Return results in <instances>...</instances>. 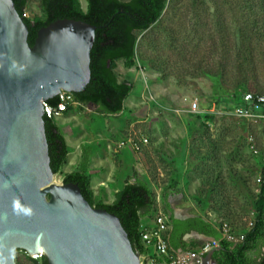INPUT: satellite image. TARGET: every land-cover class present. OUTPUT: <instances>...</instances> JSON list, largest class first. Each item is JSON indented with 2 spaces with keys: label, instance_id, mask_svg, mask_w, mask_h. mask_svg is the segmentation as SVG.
I'll use <instances>...</instances> for the list:
<instances>
[{
  "label": "rangeland",
  "instance_id": "obj_1",
  "mask_svg": "<svg viewBox=\"0 0 264 264\" xmlns=\"http://www.w3.org/2000/svg\"><path fill=\"white\" fill-rule=\"evenodd\" d=\"M80 3L86 11L88 1ZM25 13L41 16L40 0H29ZM116 73L120 81L134 86L124 114L105 115L94 106L76 103L64 115V124L63 118L59 122L71 151L78 143L81 156L68 154L57 182L64 183L68 174L80 169L87 146L98 155L89 164L98 201L112 203L104 196V179H110L113 197L135 170L146 174L158 201L170 188L167 184L177 167L167 151L186 149L193 160L187 176L189 182H197L187 190L190 198L205 200L213 211L219 197L211 189L218 186L224 206L230 205L226 216L233 228L240 233L249 229L262 166L249 149L248 136L257 138L263 154L264 124L240 122L227 110L247 91L264 93V0H168L160 20L138 35L136 65L118 61ZM196 99L205 114L190 113ZM206 155L214 161L200 159ZM210 170L216 171L214 176ZM157 206L158 212H167ZM16 257L18 264L42 262L21 250Z\"/></svg>",
  "mask_w": 264,
  "mask_h": 264
},
{
  "label": "water",
  "instance_id": "obj_2",
  "mask_svg": "<svg viewBox=\"0 0 264 264\" xmlns=\"http://www.w3.org/2000/svg\"><path fill=\"white\" fill-rule=\"evenodd\" d=\"M97 27L63 19L39 30L34 46L13 0H0V264L17 251L48 264H140L120 218L93 207L51 167L44 102L91 81ZM92 106L98 108L97 105ZM211 250L202 264H218Z\"/></svg>",
  "mask_w": 264,
  "mask_h": 264
},
{
  "label": "trees",
  "instance_id": "obj_3",
  "mask_svg": "<svg viewBox=\"0 0 264 264\" xmlns=\"http://www.w3.org/2000/svg\"><path fill=\"white\" fill-rule=\"evenodd\" d=\"M13 1L29 28L31 46H34L40 29L58 20L84 21L97 27L96 39L91 52V81L83 92L74 94L75 102L83 106L97 105V111L105 115L118 116L124 114V103L133 93L134 86L128 81L119 80L116 73L117 62L124 60L129 66L136 65L138 35L149 30L160 20L168 0H87L89 5L86 11L83 10L80 0H40L42 15L35 17H24L29 0ZM48 102L57 106L59 97ZM238 104H240V97L236 102V105ZM202 117L204 116L200 118ZM44 118L51 167L55 174H58L61 172L70 150L56 118H49L46 115ZM205 118L212 119L213 116L206 115ZM91 154V148H83L80 169L68 174L64 178V183L78 184L83 196L93 207L106 209L117 215L129 235L134 250L140 255H144L146 248L142 241V233L149 227L143 225L142 218L145 216L155 217L157 214L158 201L156 195L147 182L137 179L135 182L128 181L112 203L107 204L98 201L94 196L89 174ZM200 159H210L213 162L215 157L206 155ZM256 159L262 167L259 177L261 183L257 184L258 194L254 202V220L251 222L253 225L246 229V238L243 243L233 246L228 241H221L220 249L213 255V259L218 264H264V253L259 254L258 252L260 246H264V162L262 160L264 153H261V156L256 157ZM182 169L183 163H177L173 184V189H176L177 192L180 191L178 186H180ZM210 171L214 176L216 171ZM239 180L244 185L247 184L245 178L241 177ZM209 184L215 185L211 181ZM221 187L223 186L221 185ZM211 192L221 198L216 199L215 202V210H213L217 215L215 220H206L202 216L186 220L176 219L174 215L169 217L171 227L169 243L172 248L187 250L189 245L185 241V237L192 232L215 240L221 239L222 235L219 230L221 224L224 221L231 222L230 218L226 216V213L229 214L230 205L224 206L226 199L222 198L218 186L212 188ZM163 196L166 202L168 193L164 192ZM197 202L200 205L204 203L199 198ZM218 206L221 210H216ZM166 207L170 210L168 205ZM255 251H257L256 257L251 255ZM29 257L31 258V256ZM41 261V264H48L45 256L42 257Z\"/></svg>",
  "mask_w": 264,
  "mask_h": 264
},
{
  "label": "built area",
  "instance_id": "obj_4",
  "mask_svg": "<svg viewBox=\"0 0 264 264\" xmlns=\"http://www.w3.org/2000/svg\"><path fill=\"white\" fill-rule=\"evenodd\" d=\"M24 17H28L27 14H24ZM59 98L61 103L57 108H52L44 102V114L47 117L57 118L62 116L68 112L70 106L76 104L74 94L70 92L63 91L59 95ZM190 108V113L205 114L201 110L197 99L190 103ZM227 114L247 124H264V94L252 91L245 92L240 96V104L230 107V110H227ZM248 141L251 152L256 157L261 156V151L256 144L257 138L254 135H249ZM144 142H147V140L145 139ZM134 146L139 149L138 144ZM257 183H261V178L257 180ZM153 225L152 228L145 229L142 233V241L144 242L146 253L141 255L140 264H202L204 258L211 250L220 247L222 240L228 241L233 246H236L243 243L246 238L245 233L239 234L234 230L230 221H224L219 228L222 235L220 240L209 239L196 250L176 254L169 246V232L171 227L167 215L161 211L157 212L153 220ZM252 225L253 223H250V227ZM31 257L42 258L43 255L39 254Z\"/></svg>",
  "mask_w": 264,
  "mask_h": 264
},
{
  "label": "crops",
  "instance_id": "obj_5",
  "mask_svg": "<svg viewBox=\"0 0 264 264\" xmlns=\"http://www.w3.org/2000/svg\"><path fill=\"white\" fill-rule=\"evenodd\" d=\"M66 113H64L62 116H59V117L56 118L57 124H58L59 127L61 126V124L59 122H61V119L64 117V115ZM62 124H64V118L62 120ZM66 129H67L66 127H63V130H65V132L67 131ZM66 134L67 133H65V138L67 140V143H68V146H69V150H70L69 155L71 153H73V154L75 153L74 155H76L79 152V148L81 149V147H80V145L78 143H76L75 144L76 151L75 152L74 151L72 152L71 149H70L71 148L70 147V142H69L68 137H67ZM187 138H184V140H183V142H184L183 146L184 147L186 146V140L188 141ZM84 147H87V146H84ZM89 148H91V147H89ZM167 152H168V154H169V156L171 158V164H173L174 166H176V164L179 163V162L180 163H183V169L181 171V177H180V186H178V188H180V191L177 192L176 189H173V184H174V179H175L174 178L175 177V173H174L173 174V178H171V180H170V183L167 184L168 185V188L170 187L166 191V193H168L167 201L165 202L164 196H162V198H161V196L159 195L158 196V204H159V206L160 207H164V209L167 211V212H165V214L167 215L168 218L171 215H174V217L176 219L186 220V219L194 218V217H197V216H202L206 220H208V219H211V220L214 219L215 220V218L217 216L216 215V212L211 211L210 209L207 208L206 201L203 200L204 201L203 205H200L195 198L194 199L193 198H190L189 192L187 191V190H191L190 188H194V186L197 183V182L196 183H193L192 181L189 182V177L187 176V174L189 172H191V170H190L191 169V166H192L191 164H193V162H192L193 160H191L190 152L188 150H186V149L180 150L179 152H176L174 150L167 151ZM92 153H93V149H92ZM69 155H68V157H69ZM78 155H80V154L78 153ZM97 156L98 155H92V156H90L91 157L90 159L92 160V163H93V161L96 160V157ZM68 157H67V159H68ZM92 163H91V165H92ZM90 171H92V170L90 169V165H89V173H90ZM102 178H103V176L100 179H98V180H102ZM137 179H141V180L147 182L146 174L139 173V172H137L135 170L133 176L130 177L128 179V181L135 182ZM104 180L107 181L106 183L105 182H102L101 183V185H103V184L106 185L105 186L106 187L105 188L106 190H105L104 196H105V198L107 200H110L111 202H113L115 200L116 195L119 192L122 191V189L124 188V186L128 182V181L125 182L123 186H121L118 189H116V194L113 195V197H111L112 190H111L110 184L108 183L110 181V179L109 178H106ZM99 185H100V183L98 182L97 186H99ZM92 188H93V190H95V186H94V181L93 180H92ZM167 205L169 206L170 210H168V208L166 207ZM153 220H154V216L153 217L152 216H145V217L142 218L143 225L145 227H149V228H152L154 226L153 225ZM235 231L237 233H239V234L246 232V230L244 232H241V233L238 232L237 230H235ZM169 239H170V234H169ZM209 239H213V238L206 237V236L201 235V234H199L197 232H192V233L188 234L185 237V241L189 245V247H188L187 250H182V249L176 250V249H174V248H172L170 246V243H169V246H170V249L174 253L181 254V253H186V252H189V251L196 250V249L200 248L202 246V244L206 240H209ZM255 252L257 253V251H255ZM258 252H259V254L260 253H264V246L263 245L260 246V249L258 250ZM252 253H254V252H252ZM256 256H257V254H256Z\"/></svg>",
  "mask_w": 264,
  "mask_h": 264
},
{
  "label": "bare ground",
  "instance_id": "obj_6",
  "mask_svg": "<svg viewBox=\"0 0 264 264\" xmlns=\"http://www.w3.org/2000/svg\"><path fill=\"white\" fill-rule=\"evenodd\" d=\"M61 93H63V91H62ZM61 93H60V94H61ZM56 181H57V180H56Z\"/></svg>",
  "mask_w": 264,
  "mask_h": 264
}]
</instances>
